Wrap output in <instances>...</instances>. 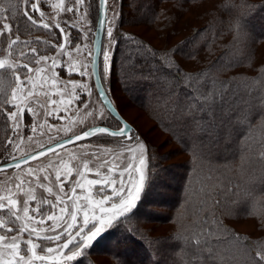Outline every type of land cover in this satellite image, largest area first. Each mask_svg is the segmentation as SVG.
Returning <instances> with one entry per match:
<instances>
[{"label": "snow or ice", "instance_id": "1", "mask_svg": "<svg viewBox=\"0 0 264 264\" xmlns=\"http://www.w3.org/2000/svg\"><path fill=\"white\" fill-rule=\"evenodd\" d=\"M70 3H73L76 8L65 6L64 0H60V3L53 7L62 9L66 13H74L85 3V0H70ZM106 3L107 0H99L101 14L98 23L100 30L106 33L108 44L107 48L102 45L97 46V55L92 59L91 74L96 79L97 94L101 103L110 107V101L107 99L109 90L101 87L100 82L107 80L109 85L111 83L115 65L113 49L119 43L117 38L126 39L131 44H136V41L132 36L120 33L117 25L106 27L108 24L104 15L107 11ZM23 4V19L30 25L50 29L49 23L38 24L33 15L39 12L38 5L42 6L41 0L36 2L23 0ZM244 6L250 10L257 7L264 9V3L259 6L251 4ZM20 11L19 4L10 13L0 7V20L5 21L0 25L3 29L0 37H8L12 33V25L7 21L16 20ZM39 15L42 19L44 13L39 12ZM65 23L67 24L68 21ZM54 27L64 34L65 41L58 45L57 58L37 55L38 50L31 48L29 53L22 50L19 53V58L26 61L24 63H9L7 59H0V79L9 76L16 82V87L12 89L10 95L0 99V124L16 134L6 141H0V146L3 147L0 156L4 153L8 154L0 163V171L15 168L24 173L23 178L18 173L15 177H9L3 182L5 194L0 195V232H3L0 234V264H84V261L88 259V249L93 246V242L101 238L102 234H107L109 230H118L130 221L139 211L150 188V179L146 170L149 169L148 161L154 159L151 148L124 120H117L113 126L103 109L96 106L95 100L81 99L80 93L85 91L89 98L92 96V91L86 84L77 85L70 81L72 91L66 93L71 96L67 102L68 105H71L74 100L82 106L74 113V116L82 115L81 119L69 117L66 126L50 125L47 128L38 121H33L30 125L33 134L37 133L38 129H41V136L45 132L49 133L45 142L35 138L34 135H26L25 126L21 123L22 114L25 111L21 104L25 100L27 112L34 116H41V112L36 111L40 108L43 110L44 117H55V112L48 110L41 103L40 94L35 91L36 85L33 83L32 74L44 70L29 65L33 63L39 65L51 59L50 68L55 69L60 63L58 57L72 55L71 51L66 50L65 44L77 52L82 51L78 41L87 36V33L83 36H72L59 23ZM70 27L76 28L77 25L73 22ZM20 43L30 46L33 42H23L19 36H15L7 45L10 56L15 57V46ZM45 43L48 42L45 41ZM50 47L54 50L57 45ZM141 48H144L143 43L128 56L127 66L131 72V78L155 84L158 89L156 102L174 122L173 135L181 133L183 137H186L191 142V151L199 159L209 158L211 146L214 141L218 142L221 128L228 129L226 138L231 139L234 126L247 123L250 128L254 122L253 116L256 119H264V83L259 88L246 87L245 90H241L239 87H229L228 81L218 82L210 76L205 78L204 73L195 77L185 76L181 79L179 68L173 83L169 72L159 73V69H153L150 64L146 70H142L145 62L143 57L138 55ZM3 50L0 48V52ZM177 52L179 49L174 50L172 55L175 56ZM98 57H102L100 71H97ZM137 60L140 61L139 64L136 63ZM261 67H264V64ZM70 68L72 71L76 70L74 65H70ZM86 68L87 65L81 66L79 71L81 77L88 74ZM56 85L57 81L53 79L51 87ZM181 86L186 91L182 93L178 91ZM77 88L79 93L75 91ZM43 95L49 106L57 103L56 100L51 99L47 91H44ZM234 114L235 119H233ZM60 119L65 117L62 116ZM53 127H55L54 135L51 134ZM25 136L28 141L27 149L17 156L14 150L19 149L20 145L14 144V139L19 137L23 142ZM103 136L122 138L117 141L120 151L111 160L108 159L109 152L101 150L99 139ZM93 137L98 138L95 150H89L88 144L77 143ZM201 137H207V139H201ZM66 145H75L80 149L79 154L72 153L69 156L71 166L64 161L63 155L58 151L64 149ZM49 153L51 156L48 157L47 164L37 168L30 165L26 169L22 167V165H28L29 161H35L38 157H45ZM261 158L264 159V152L261 153ZM151 167L155 169L157 166L153 163ZM62 168L63 171H61ZM74 172L76 178L70 180ZM89 173H94L96 178H87ZM8 184H12V187H8ZM25 185H27V191L20 196L19 193L24 190ZM37 187L43 189L48 195L37 200L35 194ZM33 201L36 202L35 207L31 206L30 202ZM22 220L24 222L20 223ZM47 221L51 223L48 224ZM136 231V229L125 228L126 236L130 238H135ZM25 234L26 238H24ZM210 234L209 232L206 235ZM185 239L191 245L190 248L183 249L186 253H191L187 264H200V257L205 251L210 256L215 255L214 250L210 246L206 248L201 239L195 238L194 244L193 238ZM119 256L120 253H117L115 257L118 264H127L126 261L119 260ZM255 257L257 264H264V251H257ZM153 264H158V260L154 259Z\"/></svg>", "mask_w": 264, "mask_h": 264}, {"label": "trees", "instance_id": "2", "mask_svg": "<svg viewBox=\"0 0 264 264\" xmlns=\"http://www.w3.org/2000/svg\"><path fill=\"white\" fill-rule=\"evenodd\" d=\"M128 1L139 14L131 15L128 12L125 20L121 18L122 15L120 19L121 22L135 24L156 20L157 5L160 2L182 3L198 0ZM222 1L221 7L215 8L207 16L208 22L204 26L193 28L191 34L187 35L182 43L168 49L153 47L143 37L119 29V32L125 36H132L136 44L119 37L116 60L120 78V82L116 81L120 88L118 90L127 97L151 96L149 104L139 102V105L148 111L157 126L189 157L178 165L181 171L178 173L175 169H167L163 164L165 156L152 150L154 159L150 162L157 167L150 169V173L158 181L152 182L151 191H148L139 211L130 221L118 230H109L107 234H102V237L94 242L88 249V259L84 264H100L93 257L99 254L118 264L115 258L117 253H120L119 260L121 256L130 253L132 259L127 261V264H138V262L153 264L154 259L158 260V264H178V262L187 264L191 253H186L183 249L190 248L191 245L185 238H193V244L195 238H199L206 248L210 246L214 250V256H210L205 251L200 257V264H257L255 253L264 251L262 240L236 231L225 222L223 217L236 215L237 212L250 214L260 207L259 218L263 220L262 225H264V197H260L264 194V159L261 158V153L264 152V119H256L253 116L254 122L250 128L247 123L234 126L231 139L226 138L228 129L221 128L219 140L213 142L209 158L201 160L191 151V142L186 137L181 133L173 135L174 122L156 102L158 89L155 84L132 79L127 66L129 54L143 43L144 48L138 53L145 62L142 70H146L150 64L153 69H159V73L169 72L173 83L179 68L181 79L204 73L205 78L210 76L218 82L228 81L229 87L235 86L241 90H245L246 87L259 88L264 83V67L259 64L254 65L255 60L253 63L252 60L259 43L264 41V9L257 7L250 10L244 5L259 6L264 0ZM159 11L164 12V10ZM96 12L97 0H95V16ZM18 25L22 27V23ZM210 46L213 48L208 52L206 49ZM176 49H179L176 54L183 60L197 56L202 50L207 58L195 68L185 69L172 55ZM136 63L139 64L140 61L137 60ZM249 65L251 67H248ZM240 67H247L250 71H246L247 69L240 71L238 70ZM178 91L182 93L186 89L181 86ZM119 114L122 116L120 111ZM109 118L112 123L116 122L114 118ZM235 118L234 114L233 119ZM8 133V127L0 124V141H6ZM201 139L206 140L207 137ZM0 152H3L2 146ZM3 157L4 155L0 156V163L4 161ZM171 184L175 185L176 197L172 206L168 207L162 204L167 199L162 194L161 186L170 189ZM154 190L157 191L156 194H152ZM157 205L167 208L177 207L183 212L176 210L172 212L171 209L168 214H163L154 208ZM166 217L175 218L177 227L165 236L155 237L144 226L148 220L161 221ZM125 228L136 229L135 238L127 237ZM209 232L211 234L206 235Z\"/></svg>", "mask_w": 264, "mask_h": 264}, {"label": "rangeland", "instance_id": "3", "mask_svg": "<svg viewBox=\"0 0 264 264\" xmlns=\"http://www.w3.org/2000/svg\"><path fill=\"white\" fill-rule=\"evenodd\" d=\"M32 2H36V0H32ZM222 0H198L194 2H176V3H169V2H160V4L157 5L158 12L156 13L157 19L151 22L143 21L135 24H129V22H121V15L122 19H126V13H130L131 15L139 14L136 12L135 8L131 7V4H129L128 0H107L106 3V18L108 21L107 26L111 25H117L118 29L124 30V31H130L132 34L137 35L139 37H143L145 40L149 41V44L156 48H165L168 49L172 47L173 45H178L179 43H182L187 35L191 34L193 31V28L195 27H201L208 22V15L214 11V9H219L221 7ZM60 0H41L42 6H39V12H43L44 16L41 19L39 12L33 13L34 18L37 19L38 24H42L44 22H47L50 24V29L46 30L42 27L33 26L30 25L29 22H27L25 19L22 18V12L24 9L23 0H0V7L8 10L10 13L11 11H14L17 5L19 4V7L21 9L19 17L16 20H9V22L12 25V33L9 34L8 37H0V48H3L4 50L0 52V59H7L9 63H24L26 61L21 60L19 58V53L21 50L25 53H29L31 51V48H36L38 50L37 55H48L53 58H57V51L59 50V43H61V33L59 29L55 28L54 25L59 23L62 28H65L66 32H69L72 36L80 35L83 36L84 33H87V36L83 38L82 40L78 41L81 44L82 51H75L71 46L65 44V48L68 51L72 52L71 56H63L58 57L60 63L55 69H51V63L52 60H48L47 62H42L39 65L30 64V67L43 69L44 71L40 72H34L32 74L33 76V83L36 85L35 91L39 93V99L42 104L45 105V107L48 110H52L55 112V117H44L43 116V110L40 108H37L36 111L41 112L40 117L34 116L32 113L27 112V101L25 100L24 103L21 104V107H24L25 111L22 114V120L21 123L25 126V132L26 135H34L35 138L40 139L42 142H45L47 140V137L49 133L45 132L43 136L40 135L41 129L37 130V133L33 134L31 132L30 125L33 121H38L40 124H43L45 128H47L50 125H54L55 127L60 126H66L68 123L69 117L75 118V119H81V116H74V113L77 111L78 108L82 107L79 105L76 101H72L71 105H68V100L71 99L70 95H66V93H69L72 91L70 81L75 82L77 85L79 84H86L88 85L89 89L92 91V96L89 98L87 96V92L80 93L81 99L88 100L92 99L96 101V106L98 108H102L104 111L105 116L112 117L110 113L107 111V109L104 107V105L101 103L98 94L96 92V89L93 84L92 75H91V56H92V43H93V37L95 33V26L98 16V0H97V12L95 16V0H85V3L74 12V13H66L62 9H57L53 7L55 4H59ZM131 3V1H130ZM65 6H71L76 8V6L73 3H70V0H64ZM159 10H164L162 13ZM140 18V17H139ZM65 21H68L66 24ZM136 21V20H133ZM5 22L3 20H0V25ZM75 22L77 27L71 28V23ZM19 23H22L21 25H18ZM166 23V24H165ZM264 26V25H263ZM3 29L0 28V32H2ZM116 34V29L114 28V35ZM64 35V34H63ZM15 36H19L20 40L23 42L32 41L33 43L30 46H25L24 43L17 44L15 46L14 52L15 57L9 55V50L7 48V45L11 42L12 38H15ZM119 40V37L117 38ZM47 41L48 43H45ZM65 43V42H64ZM107 37L106 33L104 32L103 38H102V46L107 48ZM51 45H57L56 49H51ZM117 48L118 45L114 47V73L111 77V83L109 85L107 80H102V85L105 87V89H108V97L111 101V103L114 105L116 110L119 109L120 113L131 126L133 132H136L139 134L140 137L143 138L144 141L147 142L148 146L151 148V150H155L159 155L162 154L165 156L163 159V164L166 165L167 169H175L180 173L179 166L181 163L185 162L187 158L189 157L188 154L181 149V147L174 141H172L169 138V135L167 133L163 132L155 123V120L153 117L148 113L147 110H145L143 107L139 105L140 103H150V97H142L138 98L137 96L134 97H127L125 94H121V91H119L117 82H120V78L118 77L117 67H116V60H117ZM213 48V47H212ZM211 46L209 49H206L209 51L212 50ZM205 50V48H204ZM207 52V53H208ZM175 58L178 59V62L184 66L185 69H193L197 66V64H201L202 61L206 60L207 56L203 53V50L197 54V56H194L192 58L183 60L178 57V54H175ZM255 62L253 63V61ZM102 62V57H99L98 61V71H100V65ZM252 63L254 65L264 64V41H261L257 47V49L254 52ZM70 65L75 66V71H72L70 68ZM82 65H87L86 71L87 75L81 77L79 74L80 68ZM251 65V64H250ZM248 67H251V66ZM248 70L247 67H240L238 70L242 71ZM43 78V80H42ZM55 79L57 81V85L55 87H51L52 80ZM117 81V82H116ZM41 84H43V88H41ZM120 84V83H119ZM67 86V87H65ZM16 87V82L12 80L11 77L5 76L3 79H0V99L3 98L5 95H10L12 89ZM23 87V86H22ZM27 91V89H25ZM47 91L51 99L56 100L57 103L55 105L49 106L47 104V100L43 95V92ZM77 93H79V89L77 88L75 90ZM19 103V101H18ZM67 105V110H66ZM118 111V112H119ZM65 117V119H60V117ZM45 119L47 120V123L45 124ZM110 119V118H109ZM115 119V118H114ZM115 121H117L115 119ZM98 123V122H96ZM113 126L116 124L112 123ZM55 127H53V131L51 134H55ZM137 128V129H136ZM16 134L9 131L7 139L10 137H14ZM6 139V140H7ZM122 138H106L101 137L99 139V143L101 145V150H107L109 152L108 159H113V156L120 151L119 145L117 141H119ZM98 142L97 137L88 138L85 141L77 142V143H84L88 144L90 146L89 150H95L96 145ZM14 144H19L20 148L14 150V154L19 156L22 154V151L27 149L28 141L26 139V136L21 142L19 137H16L14 139ZM61 152V154L64 157V161L68 163L69 166H71V161L69 160V156L72 153H80V149L76 147L75 145H69L64 147V149L58 150ZM7 153L4 154L3 160L7 157ZM51 156V154L46 155L45 157H42L36 161H33L29 163L28 165L22 166L23 168H27L29 165L33 168L40 167L44 164L48 163V157ZM53 159H56L55 157H52ZM149 163V169L146 170L149 179H150V188L151 191L152 182L158 181L156 177L152 173H150V169H153L151 167L150 160ZM63 171V168L61 169ZM19 173L20 177L23 178L24 173L19 172L17 169H9L5 171L0 172V195H4V181L8 179L9 177H15ZM76 175L75 172L70 177V180L75 179ZM89 179L96 178L94 173H89L88 177ZM174 184H171V188L166 189L161 186L163 191V196H165V199L162 204L166 206H172L173 200L176 197V192L174 189ZM8 187H12V184H8ZM33 187H35V183H33ZM67 187V185H66ZM99 187V186H96ZM165 189V190H163ZM15 193V189L13 190ZM24 191H27V185H25L24 190H22L19 195L23 196ZM80 191L79 189L77 190ZM159 191V190H158ZM161 191V189H160ZM157 191H152V194H156ZM36 196L37 200H39L42 196H47L48 194L44 192L41 188H36ZM110 194V190H109ZM260 197H264V194H262ZM27 198L26 196L24 197ZM49 199H52V197H48ZM32 207H35L36 202H30ZM156 210H160L163 214H168L169 211L172 212L175 210L179 212H183V210L175 207V208H167L165 206H155ZM261 211V208L259 207L258 210H256L253 213L247 214V213H238L236 215H228L223 216L225 222L232 226L236 231H241L248 236L255 237L257 239H260L264 242V225H262L261 218H259V212ZM30 215L32 213L30 212ZM22 216V213H21ZM38 218V217H37ZM22 220L20 223H23ZM46 223L50 224L51 221H47ZM177 221L173 217L165 218L161 221H146L144 223L145 228L153 235V236H165L169 234L170 232L176 230L177 227ZM0 234H3V232H0ZM26 238V234L25 237ZM262 238V239H261ZM98 239V238H97ZM95 242V241H94ZM93 242V244H94ZM95 261L103 262V264H115L114 262H111L108 257L99 254L97 256H94ZM131 255L130 253L125 256H121V260L123 261H131ZM138 264H143L139 263Z\"/></svg>", "mask_w": 264, "mask_h": 264}, {"label": "water", "instance_id": "4", "mask_svg": "<svg viewBox=\"0 0 264 264\" xmlns=\"http://www.w3.org/2000/svg\"><path fill=\"white\" fill-rule=\"evenodd\" d=\"M100 14H101V9H100L99 0H98V16H97V21H96V26H95V33H94L93 43H92L91 73H92V59H93V57H96V55H97L96 54V48H97L98 45L102 44V38H103V34H104V32L101 31L100 28H99V23L98 22H99V19H100ZM104 15L106 16V12L104 13ZM61 38H62L61 43H64L65 41L63 39V33H61ZM98 61H99V57L97 58V63H98ZM97 71H98V67H97ZM92 80H93V84H94V87H95L96 92H97V82H96V79H95V77L93 75H92ZM100 86L103 87L102 82H100ZM107 99L110 101L108 96H107ZM104 107L107 109V111L110 113V115L113 116L116 120H119V119L124 120L129 125V127L132 129V126L125 119H123V117L119 114V112L116 110V108L111 103V101H110V107L105 106V105H104ZM101 126H103V125H101ZM86 139H88V138H86ZM66 146H69V145H66ZM46 155H48V154H46ZM40 158H42V157H38L37 160L40 159ZM31 162H33V161H29V163H31ZM22 166H24V165H22ZM9 169H15V168H9ZM9 169H6V170H9Z\"/></svg>", "mask_w": 264, "mask_h": 264}]
</instances>
